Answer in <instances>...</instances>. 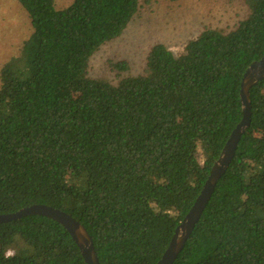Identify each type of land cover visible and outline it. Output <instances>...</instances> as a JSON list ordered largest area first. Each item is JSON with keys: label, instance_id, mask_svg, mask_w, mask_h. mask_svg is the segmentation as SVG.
I'll list each match as a JSON object with an SVG mask.
<instances>
[{"label": "trees", "instance_id": "trees-1", "mask_svg": "<svg viewBox=\"0 0 264 264\" xmlns=\"http://www.w3.org/2000/svg\"><path fill=\"white\" fill-rule=\"evenodd\" d=\"M68 1L17 0L32 33L0 70V215L48 206L85 228L99 264H157L241 121L264 0H227L245 13L233 31L204 29L178 55L155 44L139 75L92 64L155 0ZM249 98L250 126L174 264H264V81ZM0 264L85 263L61 226L26 217L0 225Z\"/></svg>", "mask_w": 264, "mask_h": 264}, {"label": "rangeland", "instance_id": "rangeland-1", "mask_svg": "<svg viewBox=\"0 0 264 264\" xmlns=\"http://www.w3.org/2000/svg\"><path fill=\"white\" fill-rule=\"evenodd\" d=\"M54 1L58 10L66 9L71 3ZM230 8L227 0H155L146 7L142 20H136L124 36L97 53L91 74L106 73L107 62L125 61L130 63L132 75H139L149 48L155 44H164L178 55L184 43L196 39L204 29L231 32L245 13ZM30 33L29 21L17 0H0V70Z\"/></svg>", "mask_w": 264, "mask_h": 264}, {"label": "water", "instance_id": "water-1", "mask_svg": "<svg viewBox=\"0 0 264 264\" xmlns=\"http://www.w3.org/2000/svg\"><path fill=\"white\" fill-rule=\"evenodd\" d=\"M264 81V56L252 63L243 74L239 99L241 105V121L230 134L219 158L210 169L208 178L199 195L195 199L189 212L175 229L172 238L157 264H174L185 247L195 226L208 206L214 190L232 162L242 136L247 132L251 123L250 90L258 83ZM26 217H40L50 220L61 226L77 247L85 264H99L92 240L85 228L71 216L64 212L44 206L33 205L20 211L7 215H0V225L15 222Z\"/></svg>", "mask_w": 264, "mask_h": 264}]
</instances>
